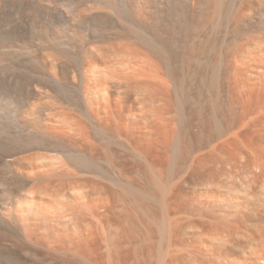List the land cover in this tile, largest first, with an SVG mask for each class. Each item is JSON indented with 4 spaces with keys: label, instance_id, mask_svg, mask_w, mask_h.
Listing matches in <instances>:
<instances>
[{
    "label": "bare ground",
    "instance_id": "bare-ground-1",
    "mask_svg": "<svg viewBox=\"0 0 264 264\" xmlns=\"http://www.w3.org/2000/svg\"><path fill=\"white\" fill-rule=\"evenodd\" d=\"M133 162L264 184V0H0V264H130L118 210L163 203ZM180 188L162 264H209L181 242Z\"/></svg>",
    "mask_w": 264,
    "mask_h": 264
},
{
    "label": "rangeland",
    "instance_id": "rangeland-1",
    "mask_svg": "<svg viewBox=\"0 0 264 264\" xmlns=\"http://www.w3.org/2000/svg\"><path fill=\"white\" fill-rule=\"evenodd\" d=\"M13 23L25 36L23 37L29 39V33L25 26V18L20 17L17 20L15 19ZM132 167L133 169L130 174L131 184L144 187V189L148 192L150 191L155 196L159 195L158 198H162L163 203L161 205L153 204V209L151 208V210L146 211L147 214L139 213L140 211L138 210L127 213L128 210L132 209L118 210L123 214L124 219L127 220L126 226L132 229L131 236L133 239L131 240L129 255L130 264L163 263L169 251L168 229L172 222L171 211L169 210L171 207L169 205L172 202H170V198L171 193H173L172 191L176 193L177 190L173 188L177 187H181L179 189L181 192L177 191L179 192L177 193L179 196L177 198V202L179 203L177 210L180 225L186 229L191 228L188 235L180 236L182 238L181 242H192L195 251L197 250L196 256L198 259H204L205 262L207 259H211V262L208 260L210 263L207 261L209 264H264V184L262 185L260 181L259 186L252 183L253 190H250L252 188L248 189V186L252 187V184L248 185L249 183H247H251L252 180V174L249 175L250 171L258 172V170L252 169L248 171V169L245 170L246 173L248 171V174H246L237 170L231 171L229 167L223 165L215 177L206 179L207 182H212V185H214L213 187L211 186L212 189L210 187L207 189L206 185L203 184H206L204 180H202V183L200 180V182L196 181L195 184L191 183L190 188L183 185L184 173L180 174L178 180H170L167 173L157 179L153 171L149 168L147 169L145 165L133 162ZM137 171H141V174H138ZM230 174L236 176V178L233 176V179L234 182L237 181V184L243 181L241 183L244 185L240 183L242 185L240 186L239 184L241 190H239L238 186L236 189L239 191H235L234 187L228 186L231 181V178L229 179ZM143 178L150 181H146L150 184L144 183L145 180ZM177 181L181 186L177 184ZM224 183H227V185L225 186ZM215 185H217L218 189ZM220 185L224 187H222L223 190ZM225 187L228 189L234 188L233 192L229 190L233 194L227 193L228 191ZM241 192L244 194H241ZM216 198L218 201H216ZM230 198L234 200V203L232 201L230 207L228 205L227 207L226 204L231 200ZM124 222L126 221L124 220ZM160 223H162L166 230L163 242L160 239L161 234L158 230V224ZM220 233L222 235H219Z\"/></svg>",
    "mask_w": 264,
    "mask_h": 264
}]
</instances>
